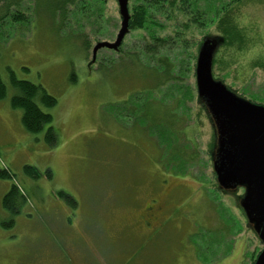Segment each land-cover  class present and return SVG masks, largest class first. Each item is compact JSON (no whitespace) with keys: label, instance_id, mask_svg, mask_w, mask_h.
Wrapping results in <instances>:
<instances>
[{"label":"rangeland","instance_id":"obj_1","mask_svg":"<svg viewBox=\"0 0 264 264\" xmlns=\"http://www.w3.org/2000/svg\"><path fill=\"white\" fill-rule=\"evenodd\" d=\"M176 1L167 8L175 11L173 19L157 16V33L173 36L177 29L187 48L175 43L158 55L183 63L174 71L185 76L176 86L184 87L186 99L177 103L173 82L156 96L174 117L171 130L185 151L183 175L166 168L171 156H161L165 147L140 118L159 81L155 59L143 52L150 43L146 32L128 29L117 51L96 48L115 43L124 20L121 0H94L87 17L68 10L63 20L53 2L25 0L0 19V166L13 175L0 179V221L13 222L0 224V264H264V209L249 201L264 193V134L243 136L220 112L223 103L245 118L264 110V0L234 2L245 45L239 51L217 44L213 67V43L221 36L215 24H192L182 0ZM134 5L127 0L129 16ZM18 14L25 21L11 22ZM199 60L211 67L204 70L213 105L198 85ZM12 75L56 99L51 108L36 101L52 116L55 146L44 142L46 127L35 134L22 126V109L11 106L18 94ZM246 143H255L250 175L240 171ZM13 184L26 199L11 216L2 199ZM156 200L169 222L158 228L151 222V231L138 216Z\"/></svg>","mask_w":264,"mask_h":264},{"label":"trees","instance_id":"obj_2","mask_svg":"<svg viewBox=\"0 0 264 264\" xmlns=\"http://www.w3.org/2000/svg\"><path fill=\"white\" fill-rule=\"evenodd\" d=\"M25 0H0V3L3 5L0 7V19H6L9 15V8L13 6H18L19 3ZM41 1V0H40ZM51 6H53L52 11L58 12L59 16L62 20L65 18V14L68 10H71L73 13L75 12H85L82 15H79L80 18H85L88 16L87 10L89 11L92 8V4L94 0H48ZM203 3V7L196 2V0H182L183 2V12L188 17V21L194 25H198L199 28L204 26H208L210 24H215V28L217 32L221 35L219 37V42L216 40L213 56H212V64L213 67L217 64V60L215 57L216 46H222V49H234V50H243L245 40L241 37L240 30L235 26V16L232 13V6L234 2H240L241 0H210V3L207 0H199ZM177 2L176 0H135V5L131 9L132 12L129 16L128 29L132 30H142L146 32V35L150 38V43L147 44L143 52L146 55L149 53L151 58L155 59L156 65L158 67L154 68L153 74L159 81L155 88H150L146 97V109L142 114V117L146 119L147 124L149 125V130L151 136L158 139V143L165 147V150L161 153V156H171L167 157L168 160L166 162L167 169H170L174 172V174L183 175V166L185 151L182 147L177 146L176 135L172 132V126L174 125V117L170 116L171 112L168 111L167 106L162 104L160 100L157 99V91L158 88L166 83L173 82L176 85L181 84L184 75L179 74L183 68H181V64H183L179 59H176V63H174V59H167L163 55H158L163 49L165 51H169L170 48H174L176 46L175 43H180V45H186V39L179 35L178 30L176 29L173 36H158L157 29L162 28V24L157 22L156 18L159 15H164L168 17V19H173L171 16L174 10L167 11L168 7H173V3ZM213 2L214 5H210ZM189 9V13H186ZM209 9L211 14L208 16ZM9 19L13 23H22L25 21V18L22 14L9 16ZM176 20V18H175ZM174 20V21H175ZM184 31H187L188 26L186 23L181 26ZM128 31V30H127ZM119 48V47H118ZM117 48V49H118ZM185 48V49H186ZM114 50V51H117ZM131 53H126L124 55H130ZM134 54V53H133ZM122 55V56H124ZM135 61L138 57L134 54ZM190 58V56H189ZM109 60V59H108ZM190 60V59H189ZM229 62L234 63V60L229 59ZM188 63V62H187ZM177 64L178 73L175 72L174 67L176 68ZM222 64V63H221ZM187 72L190 73L189 66L187 65ZM228 67V66H227ZM159 73L158 75H156ZM11 86L15 88L18 92L17 95L11 98V106L14 108L22 109V117L21 123L25 130L32 133H39L45 128L44 133V142L47 146L53 147L57 144V134L52 126V116L50 114L44 113L36 104V101L39 100L42 105L51 108L56 104V99L49 95L40 85H35L27 81H18L11 76ZM176 89L180 92L181 99L177 98V103L182 104L186 97L184 96L185 91L184 87L179 86ZM179 95V94H178ZM5 96V89L0 82V99ZM177 97V96H176ZM175 97V98H176ZM189 97L191 98V94L189 92ZM138 109L142 110L138 106ZM142 112V111H141ZM139 117V116H138ZM144 121V120H143ZM186 135V134H185ZM162 150V149H161ZM162 163V162H161ZM163 165V163H162ZM30 173H34L33 168H27ZM47 175L50 174L47 172ZM13 178L12 173L9 169L3 168L0 166V179H11ZM57 196L65 202L73 205H76V202L70 197L68 194L64 192H58ZM25 196L17 185L13 184L9 191L4 195L2 199L3 208L10 213L17 214L19 212L20 205L25 202ZM12 220L9 218L8 222L0 221V224L3 226H10L12 224Z\"/></svg>","mask_w":264,"mask_h":264},{"label":"water","instance_id":"obj_3","mask_svg":"<svg viewBox=\"0 0 264 264\" xmlns=\"http://www.w3.org/2000/svg\"><path fill=\"white\" fill-rule=\"evenodd\" d=\"M121 6H122V13H123L124 20H123L122 27L119 31V34H118V37L115 43L110 44V43L103 42L96 46L97 49H101L102 47H105L108 49L116 50L118 46L120 45V42L122 41L123 36L128 30L129 14H128V9H127V0H121ZM209 66H210V62H209ZM204 69L209 71L210 67L204 64L202 61L200 62L199 60L197 63V69H196L197 78L199 79L198 85L200 89L202 90V93L205 96V98L210 102L211 105H213V103L216 101V98L213 95V93L210 91V87L206 84V82L210 81V76L205 77L206 72ZM203 78L205 80H203ZM235 102L239 103L238 100H236ZM220 112H222L223 115L227 116V120L230 121L231 124H234L237 126L239 125L240 132L243 136L251 137L254 133V134H257L256 135L257 137H260V135L264 134V133L258 132V130L264 128V110H259V111L255 110L248 118H245L239 114L235 105L231 106L227 103H223V106L220 107ZM254 144L252 146V144L246 143L243 150L241 149V152L246 155V159H245L244 165L242 166V168H240V171L248 175L254 172V169L251 165L252 161L254 162V159L252 157ZM246 201H247V198H246ZM249 201L255 207L257 206V204H259L260 205L259 207L264 209V193L260 199H257V200L249 199Z\"/></svg>","mask_w":264,"mask_h":264},{"label":"flooded vegetation","instance_id":"obj_4","mask_svg":"<svg viewBox=\"0 0 264 264\" xmlns=\"http://www.w3.org/2000/svg\"><path fill=\"white\" fill-rule=\"evenodd\" d=\"M160 213H161V206L158 205V201L157 200L151 201V202L142 206V210L138 216V222L143 226V228L146 226L147 229L150 228L151 231H152V229H154L151 222H156L157 228L160 227L161 225H164V227H165V225L169 222V221L167 222L168 217H162V215H160ZM73 263L79 264L76 262H73ZM54 264H59V263H54ZM84 264H92V263L91 262H84ZM98 264H101V263L98 262Z\"/></svg>","mask_w":264,"mask_h":264}]
</instances>
